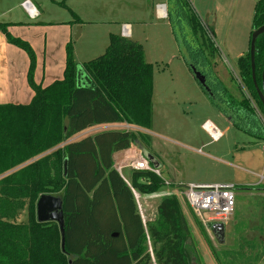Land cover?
I'll return each mask as SVG.
<instances>
[{"label":"trees","instance_id":"trees-1","mask_svg":"<svg viewBox=\"0 0 264 264\" xmlns=\"http://www.w3.org/2000/svg\"><path fill=\"white\" fill-rule=\"evenodd\" d=\"M167 5V19L198 83L235 127L264 139V104L251 52L238 62L244 92L238 100L210 61L216 52L212 29L192 11L188 0H167ZM262 25L264 0L257 3L254 30ZM0 30L28 53V78L35 90L27 105L0 104V175L45 153L0 178V264H153V260L194 264L197 248L177 196L160 199L155 221L145 224L140 214L134 190L156 193L165 186V178L133 169L127 181L114 166V153L137 139L144 141L146 133L107 129L75 138L107 123L151 128L153 64L146 60L143 44L111 33L106 51L79 65L69 42L64 78L42 87L34 80L32 46L12 35L7 23L0 21ZM263 66L264 33L256 40L255 78L260 88ZM45 193L63 198L64 246L58 222L37 220V201ZM25 198H30L29 218L21 224L7 212L23 208L25 202L18 201ZM148 239L153 241L154 256L146 251Z\"/></svg>","mask_w":264,"mask_h":264},{"label":"rangeland","instance_id":"rangeland-1","mask_svg":"<svg viewBox=\"0 0 264 264\" xmlns=\"http://www.w3.org/2000/svg\"><path fill=\"white\" fill-rule=\"evenodd\" d=\"M188 1L192 11H196L205 26L213 31L216 52L209 57L215 73L232 95L241 100L244 92L241 89L242 77L238 62L251 49L256 6L260 0ZM164 2L167 0H135L131 3V9L130 4H118L114 0H46L47 9L43 19L55 21L63 36L77 24L73 27L74 33L70 42L79 65L102 55L109 44L110 34H120L122 22L132 23L134 38L143 44L145 58L153 64L155 128L146 133L151 140L145 137L143 139L148 145L154 144L158 153H155L156 157L164 163V178L167 179L174 171H179L180 174L185 173L190 181H213L214 178L224 180L233 174L229 172L230 166L208 155L233 160L234 151L243 147L255 152L258 164H264V158L258 153L264 139L254 138L238 129L220 111L198 83L182 56L169 20L157 17L156 5ZM76 18H80V21L77 22ZM209 119L223 132L219 140H213L203 126ZM108 128L101 126L89 129L86 133L93 134ZM249 171L255 170L249 168ZM123 173L131 178V170L124 168ZM171 186V183L167 185L165 182V186L156 192L158 196L140 199L143 218L147 222L156 220L157 205L162 197L170 196L165 189ZM184 186L178 184V187H172L174 193L171 195L178 197L191 230L198 254L194 264H206L204 257L208 260L209 255L218 256L220 264H253L256 261L254 257L260 263L264 261L263 242H255L252 247L243 239L230 242L232 246L230 243H220L212 227L205 225L188 205L183 193ZM238 198L236 194V199ZM21 201L25 202L22 218L27 221L30 198L19 199L18 204ZM243 204L238 218L241 223L242 217L250 211L248 202ZM145 246L146 251L154 256L153 241L146 240ZM249 247L254 253H248ZM153 264H156L154 260Z\"/></svg>","mask_w":264,"mask_h":264},{"label":"crops","instance_id":"crops-1","mask_svg":"<svg viewBox=\"0 0 264 264\" xmlns=\"http://www.w3.org/2000/svg\"><path fill=\"white\" fill-rule=\"evenodd\" d=\"M24 1L25 0H0V21L8 24V29L12 35L27 41L32 46L36 54L34 80L38 85L46 87L56 80H61L64 78L67 59V44L72 39L74 33L73 30L75 26H77V24L73 25L74 28L72 27L71 30H67V32H65V35L63 36L62 30H58L57 25H55V21H47L48 19L46 18L43 19V16L46 14L47 9L45 5L46 0H31L36 8L37 15L35 17L29 14L24 8V6L22 5ZM114 1H117L118 4L122 2L127 5L130 4L131 8V3H134L135 0ZM156 15L159 19H164L160 18L157 12ZM124 23H129L131 25V36H129V38L139 41L138 39L134 38L132 23L128 21L122 22V24ZM122 24L119 29V33L121 35H123ZM29 69L30 57L28 53L19 46L10 43L4 32L0 30V104L12 103L17 105H27L32 101L35 95V90L32 88L29 82ZM154 113L155 111L153 102V120L150 129L141 128L125 122L96 125L89 129H97L101 126L109 127L108 129H127L112 127H123L124 125H129L135 129L144 131V133H150L151 130L155 128ZM89 129L78 134L75 138L86 135V132L89 131ZM147 140L151 139L148 137ZM142 142L154 155L155 153L158 154L153 143L148 145V143H145L144 141ZM263 146L264 144H262V149L258 151V153L264 158ZM53 150L54 149L47 151L46 153H49ZM254 153L255 152H251V150H247L244 147L242 149H236L232 157L234 161L222 156H212L207 154L209 157L215 158L221 163H226V165L230 166L229 172H232L233 174L229 175V177H226V179L224 180L214 178L213 181H190L186 178L187 175L185 173L180 174L179 171H174L171 174V177H168L167 179L165 178L166 182L168 181L172 184V186L167 187L165 191L168 192L169 195H171L174 193L172 187L175 188L178 187V184L186 185L191 182H217L235 184L236 194L239 197L238 200L236 199V209L230 220L225 224V240L223 242H219L222 244H229L232 241L234 243L239 239H243L244 241H247V244H249L250 246L255 242H259L262 244V242L264 243V164H258L256 160L257 156ZM44 154L45 153L34 157L17 166L16 168L8 171L7 173L0 175V178L38 159ZM141 155L142 152L139 146L135 143H132L131 146L127 149L119 150L114 153V166L120 171L122 176L127 181L129 178H127L123 173L124 168L132 171L133 168L130 165L131 162L138 159ZM217 157H219L220 159H218ZM159 162L161 164V176L164 178L162 173L164 163L160 160ZM249 168H253V170L255 171L250 172ZM245 202H248L250 211L246 216L242 217L241 223L238 221V218L240 216L241 208L244 205L243 203ZM24 207H19L16 211L9 210L7 213L11 214V216L9 215V217H11L10 219H13L17 223L21 224L28 223V218L27 221L22 218L25 211ZM197 236H199V234ZM244 237H246L247 239H244ZM201 238L202 237L200 236L199 239ZM230 245L232 246L233 244L230 243ZM248 250V253H254L252 248L249 247ZM226 256L225 258H227ZM208 257V260H206V257H204V261L206 264H220L218 256L209 255ZM263 257L264 255H262V258ZM254 258H256V261H254L253 264H264V261L260 263L259 260L257 261V257Z\"/></svg>","mask_w":264,"mask_h":264},{"label":"built area","instance_id":"built-area-1","mask_svg":"<svg viewBox=\"0 0 264 264\" xmlns=\"http://www.w3.org/2000/svg\"><path fill=\"white\" fill-rule=\"evenodd\" d=\"M27 12L34 17L37 15L36 8L31 0H25L22 4ZM156 12L160 18L168 17L167 3H159L156 5ZM123 36H131V25L129 23L122 24ZM128 126V130L133 128ZM131 127V128H130ZM204 128L210 133L213 140H219L223 136V132L212 122L206 121ZM136 131L138 129L133 128ZM264 151V146H263ZM131 167L136 170H150L158 175L161 171L155 168L143 155L138 159L131 162ZM167 185L170 182H166ZM184 195L188 205L199 219L208 226H212L216 222H223L226 224L236 209V185L233 183H196L191 182L184 186ZM166 193V192H165ZM135 197L138 202V208L144 223L146 220L143 218L144 213L140 203L141 198L158 196V193L142 195L134 190ZM162 194V193H161ZM207 213L208 215H205Z\"/></svg>","mask_w":264,"mask_h":264},{"label":"water","instance_id":"water-1","mask_svg":"<svg viewBox=\"0 0 264 264\" xmlns=\"http://www.w3.org/2000/svg\"><path fill=\"white\" fill-rule=\"evenodd\" d=\"M264 33V25L253 31L251 40V61L253 68V76L256 82V86L260 95L261 100L264 104V66L262 71V87L260 88L255 78V54H256V40ZM142 152V155L148 159V161L155 167L160 169L161 164L156 156L143 144L140 139L135 141ZM68 162H65V170L67 172ZM36 216L39 222L56 221L60 224L62 229V246H64V205L63 198L60 195L52 193L42 194L37 201ZM212 229L219 241L225 240V224L223 222H216L212 225ZM118 234H114L117 236Z\"/></svg>","mask_w":264,"mask_h":264}]
</instances>
